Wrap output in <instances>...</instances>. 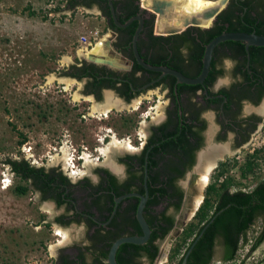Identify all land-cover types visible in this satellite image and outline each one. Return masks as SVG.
I'll list each match as a JSON object with an SVG mask.
<instances>
[{
	"label": "flooded vegetation",
	"instance_id": "1",
	"mask_svg": "<svg viewBox=\"0 0 264 264\" xmlns=\"http://www.w3.org/2000/svg\"><path fill=\"white\" fill-rule=\"evenodd\" d=\"M143 1L76 2L77 6L97 9L100 13L103 35L96 39L93 48L98 42L109 41L125 61L119 68L95 64L82 57V62L73 65L66 74L80 85V97L96 105L94 113L107 117L121 109L127 111L126 138L125 147L114 152L120 157L94 165L95 174L78 178L72 171L66 172L62 165H50L44 168L56 178L51 186L29 179L30 192L38 198L37 207L30 211L34 226L32 230L25 228L17 233L24 241L36 242V252L50 251L51 264H107L115 241L141 236L138 195L147 196L146 181L147 204L151 203L144 211L146 220L154 219L163 228L172 224L173 230L188 182L195 180L209 160L212 162L223 155L216 160L218 167L234 151L252 144L254 137L264 130V50H254L252 54L245 47L244 56L242 48L233 41L223 42L214 50L208 76L203 83L194 85L181 83L173 75L146 69L135 55L134 40L138 32L137 49L147 65L198 78L210 36L206 31L216 25L219 16L209 29L188 28L180 34L165 35L157 30V16L148 9L143 10ZM229 20L241 27L236 16H230ZM230 24L225 23L224 33H232L228 30ZM225 59L232 61L233 66L226 67ZM111 100L115 106L110 107ZM105 111L109 112L105 115ZM108 136L101 140L102 144ZM154 179L160 187L169 184L165 186L166 193L151 194L148 182L153 183ZM206 195L202 193L203 203ZM117 199L121 200L117 203ZM58 231L68 233V239L64 241ZM166 238L155 242L159 246L158 257ZM52 239L56 245L48 249V241ZM118 257L121 260L133 257L141 264L147 262L146 251L131 246H121Z\"/></svg>",
	"mask_w": 264,
	"mask_h": 264
},
{
	"label": "rangeland",
	"instance_id": "2",
	"mask_svg": "<svg viewBox=\"0 0 264 264\" xmlns=\"http://www.w3.org/2000/svg\"><path fill=\"white\" fill-rule=\"evenodd\" d=\"M102 24L97 9L70 7L68 0H0V264H51L50 251L36 252L37 243L24 241L17 233L20 229L32 230L35 219L30 211L37 207L38 198L30 191L18 195L17 188L26 183L4 164L7 158L24 159L38 167L62 165L71 173L62 159L63 148H67L69 159L74 157L83 177L95 174L94 167L106 161L101 150L113 137L125 142L127 111L121 109L107 117L94 113L96 105L80 97V85L66 74L94 49L88 50L102 37ZM107 135L110 136L102 144ZM118 151H112L110 158L118 159L120 155L114 154ZM85 156L91 161L88 167ZM248 159L254 161L255 171L243 179L240 168ZM224 162L223 179L236 183L232 192H250L264 182V130L252 144L234 151ZM221 170L219 165L209 173L210 182L203 195ZM6 180L10 183L7 188L3 183ZM261 229L262 221L258 220L248 232L249 245L239 251L234 264L263 261L264 240L251 249ZM55 245L53 239L48 241V249ZM184 252L185 249L181 257ZM220 253L217 247L216 257ZM179 259L170 262L169 258L160 264H176Z\"/></svg>",
	"mask_w": 264,
	"mask_h": 264
},
{
	"label": "trees",
	"instance_id": "3",
	"mask_svg": "<svg viewBox=\"0 0 264 264\" xmlns=\"http://www.w3.org/2000/svg\"><path fill=\"white\" fill-rule=\"evenodd\" d=\"M76 2L77 0H68L70 7L77 6ZM230 16L238 18L241 23L240 28L236 21L229 20ZM242 19L244 22L240 21ZM226 22H231L228 29L231 32L255 33L264 36V0H231L227 8L219 15L216 25L206 31L207 34H210L206 43L209 44L214 38L227 31ZM232 43L242 48L241 53L246 56L245 43L235 41ZM254 50L261 51L264 50V47H250L252 54ZM25 142L26 139H24L23 143ZM4 164L10 167L15 176L26 183L25 186L17 188L18 195H25L31 190L29 184V179L31 178L46 187L51 186V183L56 181L55 177L46 173L44 167L37 168L24 159L7 158ZM226 164L227 162H224L220 165L222 170L216 175V181L207 188L204 203L201 204L192 221L176 240L169 257L170 262H175L180 257L176 264H183L189 249L198 239L188 256L187 264H215V261H219L220 264H234L237 261L239 251L244 246L249 245L248 232L258 220L262 221V229L259 237L252 243L251 249H256L263 242L264 182L259 183L250 192L242 190L232 192L230 189L236 183L233 179H223L226 173L224 168ZM254 164V161L248 159L241 166V178L246 179L250 174L254 173ZM152 169L153 166L150 165V172H152ZM220 181L221 183L218 187V182ZM164 184L165 186L169 185L168 183ZM148 185L151 194L156 193V191H160L162 194L167 192V188L165 186L160 187L156 179L153 180V183L149 180ZM44 189L48 190L47 188ZM150 204H147V209ZM147 221L152 230L149 241L142 246L124 244L122 247L131 246L137 250H145L147 256L146 264H155L159 254V246L155 242L157 239L164 240L166 238L172 230V224L167 228H163L154 219L149 220L148 218ZM195 221H198L199 224L197 225ZM139 230L142 233L140 228ZM217 247H220L221 250L219 257H216ZM183 249H185V252L181 257L180 254ZM117 261L119 264H141L137 263L133 257L128 260H121L118 257ZM245 262L243 260L241 264H245ZM260 264H264V259Z\"/></svg>",
	"mask_w": 264,
	"mask_h": 264
},
{
	"label": "water",
	"instance_id": "4",
	"mask_svg": "<svg viewBox=\"0 0 264 264\" xmlns=\"http://www.w3.org/2000/svg\"><path fill=\"white\" fill-rule=\"evenodd\" d=\"M152 2H153L152 8H151L152 10H149V12L151 14H155L157 16L158 23L160 21H165L167 23H171L170 18H172V14H169V12L173 8V2L171 0H152ZM219 2H220V6L215 7L211 10L205 11L202 14V16H201L203 18V19L201 18L202 20L199 19L197 16H192L191 18H184L183 22L180 25L168 27V29H166L167 31L164 34L165 35H176V34L182 33L183 31H185L188 28H201L203 25L201 22L209 21L210 19L212 20L211 24L209 26H206L203 28H206V29L211 28L214 21L216 20V18L227 8V6L230 3V0H219ZM143 8H144L143 10L147 9L144 7V5H143ZM113 12H114V9H113ZM167 16L169 17V19L166 20L165 18ZM140 30H141V28H140ZM138 34H139V32H138ZM138 34L136 35L135 40H134L135 55H136L138 61L146 69L161 71L164 75H173L174 77L178 78L179 82L189 84V85L203 83L204 79L209 74L210 67H211L212 60H213L214 50L219 44L226 42V41L243 42V43H245V47H246L247 52H249L250 47H264V36L257 35L255 33H243V32H241V33H233V32L232 33H224V34L214 38L206 46V52H205V57H204V64H203L202 73L198 78L191 79V78L185 77L181 72H179L177 70H173V69L165 68V67H163V68L152 67L150 65H147L142 60V58L139 54V51L137 49ZM107 47L111 52L112 60L117 59L120 61V64H117V62H112V63L111 62H104L103 63L101 61L94 60L93 55H90L89 58H86L84 56V58L90 62L95 63V64L109 65L112 67L121 68L120 65L125 61L124 57L122 55H120L119 53H117L111 47L109 41L107 43ZM217 165H218V163L216 161V164L212 167V170L214 168H216ZM193 178H194V176H193ZM145 185H146V189H147V196L138 195L141 198V201H140L138 209H137V218H138V222L141 226L143 234L141 236L122 237V238L118 239L117 241H115L114 244L112 245L111 249H110L108 259H107V264H119L117 261V252L122 245H124V244L143 245V244L147 243L151 237L152 230H151V227H150L149 223L147 222V220L144 216V211H145L147 201H148L147 181H146ZM187 186L188 187H187V191H186L185 201H184L181 213L178 217L176 226L172 230L170 235L166 238V240L163 242L162 253L158 257V259L156 260V264H160V263H163V262L168 260V253L171 250L174 241L177 240V238L183 232L184 227L188 224V222L194 217V215L199 210V207L195 208V210L193 208L192 212L187 214L188 208L195 207V195L197 193V188L193 184V179L188 182ZM133 195H135V194H133ZM133 195H128L126 197H130ZM120 200L121 199H117V203ZM189 210L191 211V209H189ZM197 240L193 243L192 247L189 249V251H188V253H187V255L183 261V264H187L188 256H189L192 248L196 244Z\"/></svg>",
	"mask_w": 264,
	"mask_h": 264
},
{
	"label": "bare ground",
	"instance_id": "5",
	"mask_svg": "<svg viewBox=\"0 0 264 264\" xmlns=\"http://www.w3.org/2000/svg\"><path fill=\"white\" fill-rule=\"evenodd\" d=\"M171 1L173 2V8L169 12V14H172V18H170L171 23H167L165 21H160L158 23V26H157L158 32L163 33V34L167 31L166 29H168V27L180 25L183 22L184 18H191L192 16H197L199 19H201L202 18L201 16L205 11H208V10H211L215 7L220 6L219 0H217V1H210V0H208V1L207 0H171ZM152 4H153L152 0H144L143 1L144 7L147 8L148 10H152L151 9ZM165 19L167 20V19H169V17L167 16ZM211 22H212L211 19L209 21L201 22L203 24L202 27L209 26L211 24ZM108 51H110V50L107 47V43H104L102 41V42L98 43L97 46L94 47V49L88 54V58L90 55H93V59H95V60H98V61L110 60L111 62H117V64H120L119 60H117V59L112 60ZM108 102L110 104V107L115 106V104L112 103V100L108 101ZM108 112L105 111V115ZM126 146H127V144H126ZM123 147H125L124 142L118 141L115 137H113V142L110 145L106 146V148L102 149L101 153L103 156H105L106 161L108 162V161H110V153L112 151H114L115 149L116 150L117 149L122 150ZM222 156L215 158L212 161L213 163L209 160L207 162V164L204 165L200 169L201 171L198 172V174L196 175L195 180H193V184H195L196 185L195 187L197 188V193L195 195V207L188 208L187 214L192 212L193 208H194V210H195V208H198V207L200 208L201 204L203 203L202 193H204L203 190L207 186V182L209 180V173L211 172L212 167L216 164V160ZM62 159L64 160L65 166L67 168H70L72 165V161H71L72 159L71 158L69 159L68 150H66L65 148L63 149ZM84 159H85V165L87 167L90 166V164H91L90 159L87 156H85ZM73 168H74V172H72V175L74 177L80 176V171L77 170L76 167H73ZM5 183H7L5 188L9 187V185H10L9 180H6ZM189 209H191V211ZM58 235L62 236L64 238V241L68 239V233H66V232L64 233L62 231H58Z\"/></svg>",
	"mask_w": 264,
	"mask_h": 264
},
{
	"label": "built area",
	"instance_id": "6",
	"mask_svg": "<svg viewBox=\"0 0 264 264\" xmlns=\"http://www.w3.org/2000/svg\"><path fill=\"white\" fill-rule=\"evenodd\" d=\"M83 42H84V43H88V42H87V39H84ZM89 45L92 46V44H90V43H89ZM92 49H93V46H92L91 50H92ZM74 156H75V155H74ZM79 160L82 161V160H83V157H80V156H79ZM71 161H72V165H71L70 169H71L72 172H74V168H73V167H77V164H76V162H75L74 157H73V159H72ZM78 170H80V169L78 168ZM3 183H5V182H3Z\"/></svg>",
	"mask_w": 264,
	"mask_h": 264
},
{
	"label": "clouds",
	"instance_id": "7",
	"mask_svg": "<svg viewBox=\"0 0 264 264\" xmlns=\"http://www.w3.org/2000/svg\"><path fill=\"white\" fill-rule=\"evenodd\" d=\"M224 64L226 67H229V68L233 66V62L230 60H227V59H225ZM144 259H146V258H144Z\"/></svg>",
	"mask_w": 264,
	"mask_h": 264
}]
</instances>
